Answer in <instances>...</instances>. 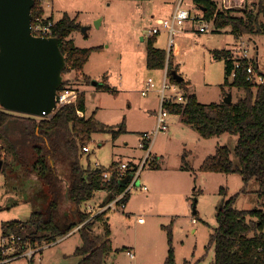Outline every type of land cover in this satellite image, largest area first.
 <instances>
[{
	"label": "rangeland",
	"instance_id": "rangeland-1",
	"mask_svg": "<svg viewBox=\"0 0 264 264\" xmlns=\"http://www.w3.org/2000/svg\"><path fill=\"white\" fill-rule=\"evenodd\" d=\"M179 1L54 0V8L49 11L53 13L54 21L61 20L64 15L76 19L79 27L69 39L77 48L94 49L83 70L91 83L76 72L64 74V79L73 80L70 89L85 93L88 116L83 117L95 114L97 131L93 142L87 145L91 152L83 154L84 166L89 165L88 162L92 166L99 162L109 167L113 160L144 158L146 153L139 144L142 134L152 131L154 113L160 110L158 90L165 74L164 70L147 66L149 31L155 20L172 15ZM258 2L246 0L240 4L239 0H232L229 11L242 16L241 10L255 8L253 4ZM183 8L196 15L202 13L194 0H185ZM260 20L264 23V15ZM197 28L190 23L176 37L179 51L174 55L173 66L200 103H221L225 92H229L228 87H222L226 63L224 58L217 59L214 51L233 50L237 40L230 28L206 34L198 33ZM167 39L166 33L156 36L154 46L167 51ZM244 39L253 54L254 48L258 47L255 55L258 52L259 66L264 72V37L245 36ZM76 78H80V82L75 81ZM149 79L155 81L157 88L143 96ZM101 85L111 90L100 88ZM231 93L232 103L245 96V92L237 88H232ZM167 120V129L160 132L154 142L152 156L158 158L156 167L150 165L142 171L137 190L129 195L124 210L120 206L116 210H107L113 246L107 264H164L171 248L176 264H213L211 238L218 227L216 215L223 202L235 198V207L243 211L264 207V200L257 195L259 187L255 180L246 185L238 174L207 173L201 169L204 161L218 148L234 149L237 136L224 134L204 139L180 116L169 114ZM121 129L124 131L114 137V132ZM0 152H6L1 139ZM3 156L12 164V155ZM25 171L14 165L8 174L0 175V194L3 189L8 191L6 188L12 186V178L17 174L23 178L34 175ZM141 186L148 190H139ZM222 189L226 192L222 193ZM37 194V199L32 197V202L25 205L5 207L0 202L3 207L0 209V246L4 223L29 221L33 212L48 205L50 196L46 190ZM105 221L106 217L97 223L96 234H102ZM81 246V236L76 232L53 244L43 245V252L34 257L33 263L22 256L6 264H75L78 258L74 255ZM129 247L133 248L135 258L127 254Z\"/></svg>",
	"mask_w": 264,
	"mask_h": 264
},
{
	"label": "trees",
	"instance_id": "trees-1",
	"mask_svg": "<svg viewBox=\"0 0 264 264\" xmlns=\"http://www.w3.org/2000/svg\"><path fill=\"white\" fill-rule=\"evenodd\" d=\"M194 3L205 18L215 17L216 31L230 28L235 37H264V23L260 20L264 15V0L254 3L255 8L241 10L242 16L233 15L232 10H219L215 0H194ZM38 13L41 12L35 7L33 18ZM77 27V20L68 15L55 24V37L66 58L67 66L63 73L76 72L77 76H83L87 83H91L92 80L83 74V70L94 49L77 48L69 39ZM154 40L155 37L149 39L147 66L149 69L165 70L166 50L156 48ZM214 56L225 59L226 79L223 89L228 87L231 92L232 88H237L243 90L245 96L232 104H202L197 95L189 91L185 81L174 80L172 73L176 72V68L170 62L169 78L184 89L188 102L185 105L167 104L165 110L171 115L181 116L182 121L204 139L224 134L237 136L234 149L226 146L218 148L213 156L204 161L201 169L207 173L238 174L246 185L255 180L259 187L257 195L264 200V83L254 85L248 82L245 69L239 70L232 79L235 67L232 50H216ZM75 81L80 82V78ZM71 85H74L73 80L65 79L62 87L70 89ZM99 87L111 90L106 85ZM229 92H225V95ZM79 112H86L84 92L79 93L75 102L60 107L45 118L16 114L0 108V139L6 145V155H12L13 159L12 164L9 163L0 152V158L4 160L2 174H7L14 165L20 166L27 172L35 173L43 192L46 190L50 196L48 205L33 212L29 221H12L2 225V239L15 237L17 240L13 254H6L0 246V264L21 257L30 247L41 248L53 244L78 226H81L78 233L82 246L75 252L74 256L78 258L75 264H107L113 251L108 212L106 210L91 217L85 204L97 192L104 191L107 193L106 205L121 194L125 187L120 186L116 174L109 182L103 178L105 171H114L120 162L108 168L83 165L84 147L93 142L97 127L95 114L86 118L80 116ZM123 131L114 132V137ZM151 161L150 165L156 167L157 161ZM225 192L222 189V193ZM128 197L123 200L124 203H127ZM68 201L71 207L65 212ZM216 216L218 227L211 238L213 264H264V210H238L235 198H231L223 202ZM105 217L107 221L102 234H96L97 223ZM169 242L172 245L171 233ZM164 264H176L172 248Z\"/></svg>",
	"mask_w": 264,
	"mask_h": 264
},
{
	"label": "built area",
	"instance_id": "built-area-1",
	"mask_svg": "<svg viewBox=\"0 0 264 264\" xmlns=\"http://www.w3.org/2000/svg\"><path fill=\"white\" fill-rule=\"evenodd\" d=\"M54 0H35V7H37L38 13L35 18L32 19V34L37 38H53L55 37V24L54 19L49 16L47 13L52 9ZM185 0H180L176 9L170 17L155 20V23L152 27V30L149 31V36L154 37L160 35L162 32H166L168 36V50L166 51V68L164 70V79L161 88L158 90L160 94V110L157 114V124L156 128L153 131L145 132L141 136L139 148L142 149L146 154L142 161L139 164L131 165L128 162L120 163L114 171L107 170L103 174L105 181L109 182L114 174L117 175V178L122 181L128 175H131V180L125 186V190L119 194L112 202L104 205L102 208L93 209L92 206L87 205L86 210L94 217L106 210H116L120 206L121 209L126 208V203L123 200L128 197L131 192L136 189V184L140 180L142 171L150 164L151 162V148L154 144L156 137L160 132L167 129V118L169 113L165 110L167 104H182L185 105L188 102V97L186 96L184 89L178 84L173 83L168 75V66L172 60L173 55L177 50V40L176 37L182 34L190 23L197 25V31L201 34L210 33L216 30L215 27V17L212 19H207L204 15L193 14L191 10L183 8V3ZM218 2V9L225 11L232 8V0H215ZM240 4H244L246 0H239ZM33 8V9H34ZM245 36L235 37L237 40L236 48L233 49V55L235 59V67L232 72V79L237 75V72L241 69L246 71V79L248 82L253 83L254 85H259L264 83V72L260 69L258 64L257 55H255L256 47L254 48V54L252 50L248 47L245 39ZM156 87V83L153 79H149L145 84V89L142 92L143 96H147L149 93L153 92ZM59 102L57 104V109L55 112L62 106L75 102L78 99L79 92L74 89L61 88L58 91ZM53 112V114L55 113ZM80 116H83L79 112ZM91 149L89 146L84 147V153L90 152ZM95 167H101L100 164H96ZM141 191H147L146 186H141L139 188ZM81 226H78V228ZM79 228V229H80ZM15 237L4 238L2 239L3 252L6 254H13L14 244L16 243ZM45 247L35 248L30 247V249L22 256L30 258L32 260L39 251L43 250ZM13 251V252H11ZM131 258H135L133 252L127 253ZM21 256V257H22ZM14 259V258H13Z\"/></svg>",
	"mask_w": 264,
	"mask_h": 264
},
{
	"label": "water",
	"instance_id": "water-1",
	"mask_svg": "<svg viewBox=\"0 0 264 264\" xmlns=\"http://www.w3.org/2000/svg\"><path fill=\"white\" fill-rule=\"evenodd\" d=\"M34 6L35 0H0V107L45 118L57 109L67 65L57 37L32 34ZM172 76L177 82L184 81L177 72ZM223 102L232 104L231 92ZM3 166L0 158V175ZM131 178L128 175L120 186L125 187Z\"/></svg>",
	"mask_w": 264,
	"mask_h": 264
},
{
	"label": "crops",
	"instance_id": "crops-1",
	"mask_svg": "<svg viewBox=\"0 0 264 264\" xmlns=\"http://www.w3.org/2000/svg\"><path fill=\"white\" fill-rule=\"evenodd\" d=\"M53 5H54V1H53ZM53 8L54 7H52V10H53ZM174 12V11H173ZM49 16H51L53 19H54V16H53V13H50V12H48L47 13ZM173 14V13H172ZM197 15H203V12L202 13H198ZM171 16V15H170ZM169 16V17H170ZM158 20V19H157ZM162 33H166V32H162ZM161 33V34H162ZM160 34V35H161ZM150 37V36H149ZM154 37H156V36H154ZM150 38H153V37H150ZM256 50L258 51V47L256 46ZM178 51H179V45H177V50H176V55H177V53H178ZM175 55V54H174ZM174 55H173V57H172V59H173V61H171L172 62V64L175 66V62H174ZM256 55H257V59H258V52L256 53ZM258 64H259V59H258ZM187 87L189 88V86L187 85ZM198 98V97H197ZM199 101V100H198ZM83 114V113H82ZM86 114V116H88V112H87V105H86V112L83 114V115H85ZM157 114H158V112H155L154 113V116H155V118H154V121H155V123H154V125H152V131L156 128V124H157ZM181 117V116H180ZM181 119H182V117H181ZM146 132H150V131H146ZM145 133V132H144ZM155 142V141H154ZM154 145L155 144H153L152 145V148H151V155H153V149H154ZM91 152V151H90ZM90 152H88V153H85V154H89ZM2 153V152H1ZM3 154H5V156H6V152H4ZM3 154H2V156H3ZM155 156H151V160H153V159H155L157 162H158V158H154ZM3 159L5 158L4 156L2 157ZM142 157H140V158H136L135 160H126V161H121L120 163H122V162H128V163H130L131 165H136V164H139L141 161H142ZM152 162V161H151ZM151 162H150V164H151ZM89 163V165H91V163L90 162H88ZM100 164L99 162H96L95 164ZM114 163H116L115 162V160H113V162H112V164H114ZM118 163V162H117ZM111 164V165H112ZM150 164L148 165V166H150ZM101 165V167H105V168H108V167H106V166H104L103 164H100ZM96 166V165H95ZM94 166V167H95ZM110 167V166H109ZM21 169H23V168H21ZM144 171V170H143ZM26 172V171H25ZM143 173V172H142ZM142 173H141V175H142ZM8 174V173H7ZM30 174H32V173H30ZM34 175L31 177V176H24V178H23V176H20L19 174H17L16 176H14L13 178H12V181H11V183H12V186L9 188V189H7L6 188V190H8V191H5V189H3L2 190V192H1V194H0V202L2 203V205L3 206H7V207H9V206H13L14 204H16V205H25V204H27V203H30V202H32V197L35 199L36 197L35 196H37L38 194L37 193H39L40 194V192L41 191H43L42 190V185L40 184V182H39V178H38V176L35 174V173H33ZM2 175V174H1ZM6 175V174H5ZM141 178V177H140ZM106 198H107V193L106 192H104V191H99V192H97L96 193V195L94 196V198L92 199V200H90V201H88L86 204H85V209H86V206L87 205H89V206H92V208L93 209H96V212L98 211L97 209H99V208H102L104 205H105V200H106ZM129 198V197H128ZM37 199V198H36ZM1 205V206H2ZM70 204H69V201L66 203V205H65V208H64V210L66 209L67 211H68V209L71 207V205L69 206ZM126 206H127V203H126ZM69 207V208H68ZM3 207H0V209H2ZM263 210H264V207L262 208ZM66 210H65V212H66ZM196 214V213H195ZM80 228V227H79ZM79 228L77 227L76 229H74L73 231H72V233H70L68 236H66L67 238L68 237H70V236H72L73 234H75L76 232H78L79 231ZM65 237V238H66ZM65 238H63V239H65ZM133 248L132 247H129V250H128V252L130 251V252H133V250H132ZM134 253V252H133Z\"/></svg>",
	"mask_w": 264,
	"mask_h": 264
}]
</instances>
